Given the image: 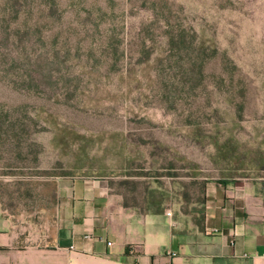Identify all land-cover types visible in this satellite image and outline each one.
Segmentation results:
<instances>
[{
  "label": "rangeland",
  "instance_id": "rangeland-1",
  "mask_svg": "<svg viewBox=\"0 0 264 264\" xmlns=\"http://www.w3.org/2000/svg\"><path fill=\"white\" fill-rule=\"evenodd\" d=\"M80 176L186 232L264 178V0H0V205L45 235Z\"/></svg>",
  "mask_w": 264,
  "mask_h": 264
},
{
  "label": "crops",
  "instance_id": "crops-1",
  "mask_svg": "<svg viewBox=\"0 0 264 264\" xmlns=\"http://www.w3.org/2000/svg\"><path fill=\"white\" fill-rule=\"evenodd\" d=\"M66 186L45 235L0 205V264H264V178L211 182L203 228L191 232L166 211L116 204L101 177Z\"/></svg>",
  "mask_w": 264,
  "mask_h": 264
},
{
  "label": "trees",
  "instance_id": "trees-1",
  "mask_svg": "<svg viewBox=\"0 0 264 264\" xmlns=\"http://www.w3.org/2000/svg\"><path fill=\"white\" fill-rule=\"evenodd\" d=\"M201 228H203V225L201 226Z\"/></svg>",
  "mask_w": 264,
  "mask_h": 264
}]
</instances>
